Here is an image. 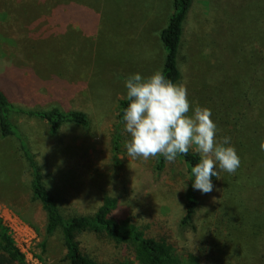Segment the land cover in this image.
I'll use <instances>...</instances> for the list:
<instances>
[{
	"label": "rangeland",
	"instance_id": "1",
	"mask_svg": "<svg viewBox=\"0 0 264 264\" xmlns=\"http://www.w3.org/2000/svg\"><path fill=\"white\" fill-rule=\"evenodd\" d=\"M174 0H0V86L25 108L82 111L89 128L13 115L45 185L66 216L92 215L106 197L111 216L165 240L200 264H264V0H196L179 55L193 107L211 110L217 139L230 137L240 166L221 172L213 190H195L198 208L183 225L187 167L179 158L159 171V157L131 159L118 118L125 80L161 72V31ZM18 142L0 136V222L16 216L37 237L42 264H69L59 232L31 192ZM81 248L103 264H138L131 247L92 234Z\"/></svg>",
	"mask_w": 264,
	"mask_h": 264
},
{
	"label": "trees",
	"instance_id": "2",
	"mask_svg": "<svg viewBox=\"0 0 264 264\" xmlns=\"http://www.w3.org/2000/svg\"><path fill=\"white\" fill-rule=\"evenodd\" d=\"M196 0H174L173 13L167 26L161 31L160 39L165 57L161 73L166 79L179 83L182 74L179 64L180 47L182 43L184 23L187 14ZM127 99L120 101L118 118L123 121V112L127 107ZM18 115L30 119L43 120L48 123L52 135H57L65 125H77L89 128L91 121L82 111H66L54 106L48 109L25 108L14 103L5 90L0 86V136L2 139H15L19 150L27 162L31 175V192L35 201H38L47 215L46 233L61 234L63 247L66 249L64 260L69 264H103L84 252L80 238L85 234H92L109 239L117 246L131 247L138 264H200L194 256L184 259L176 254L172 245L165 240L147 237L143 230L131 225L128 220H117L111 214L117 201L106 197L102 205L92 215L66 216L57 200L48 191L44 174L41 171L35 156L12 116ZM187 167L189 185L186 192L185 214L182 224L192 223L198 208V199L192 187L191 167L199 162V155L189 151L187 156H178ZM167 161L160 156L157 169L163 170ZM217 180L213 177L212 181ZM12 237L5 225L0 222V264H24V256L14 246ZM128 264V263H119Z\"/></svg>",
	"mask_w": 264,
	"mask_h": 264
},
{
	"label": "clouds",
	"instance_id": "3",
	"mask_svg": "<svg viewBox=\"0 0 264 264\" xmlns=\"http://www.w3.org/2000/svg\"><path fill=\"white\" fill-rule=\"evenodd\" d=\"M124 83L128 105L122 119L130 137L125 142L129 158L147 161L162 156L171 163L194 151L199 162L191 167L192 187L202 194L213 190V177L236 172L240 158L231 138L217 139L211 110L193 107L184 85L159 71L148 77L132 74ZM259 147L264 151V141Z\"/></svg>",
	"mask_w": 264,
	"mask_h": 264
},
{
	"label": "built area",
	"instance_id": "4",
	"mask_svg": "<svg viewBox=\"0 0 264 264\" xmlns=\"http://www.w3.org/2000/svg\"><path fill=\"white\" fill-rule=\"evenodd\" d=\"M4 225L13 239L14 246L24 256V264H42V261L34 252V246L37 243L35 231L16 216L6 219Z\"/></svg>",
	"mask_w": 264,
	"mask_h": 264
}]
</instances>
